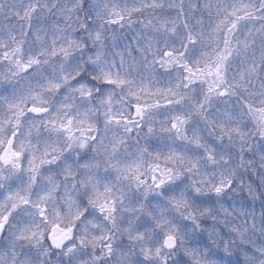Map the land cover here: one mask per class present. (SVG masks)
<instances>
[{"label": "clouds", "instance_id": "1", "mask_svg": "<svg viewBox=\"0 0 264 264\" xmlns=\"http://www.w3.org/2000/svg\"><path fill=\"white\" fill-rule=\"evenodd\" d=\"M0 264H264V0H0Z\"/></svg>", "mask_w": 264, "mask_h": 264}]
</instances>
